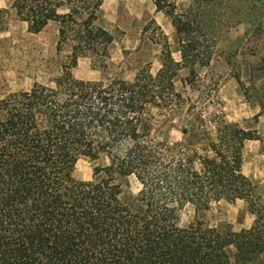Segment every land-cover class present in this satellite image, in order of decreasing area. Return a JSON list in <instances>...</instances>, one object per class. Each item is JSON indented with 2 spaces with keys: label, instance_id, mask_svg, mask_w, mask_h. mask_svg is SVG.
Returning a JSON list of instances; mask_svg holds the SVG:
<instances>
[{
  "label": "trees",
  "instance_id": "trees-1",
  "mask_svg": "<svg viewBox=\"0 0 264 264\" xmlns=\"http://www.w3.org/2000/svg\"><path fill=\"white\" fill-rule=\"evenodd\" d=\"M101 2L12 0L29 32L58 22L56 52L67 54L46 82L0 97V264H264V193L242 172L245 141L264 152V140L222 116L214 137L191 127L179 147L157 140V116L167 122L190 101L175 90L169 53L156 74L75 77L78 58L98 54L108 35L93 23ZM180 41L185 57L191 41ZM198 135L206 140H188ZM81 158L92 163L89 180L75 176ZM132 175L135 194L125 192ZM220 200L243 201L252 225L210 226L205 215ZM188 206L193 217L179 225Z\"/></svg>",
  "mask_w": 264,
  "mask_h": 264
},
{
  "label": "rangeland",
  "instance_id": "rangeland-1",
  "mask_svg": "<svg viewBox=\"0 0 264 264\" xmlns=\"http://www.w3.org/2000/svg\"><path fill=\"white\" fill-rule=\"evenodd\" d=\"M11 3L8 0L5 7H0L5 9L0 12V97L28 89L34 81L46 82L58 74L67 54V47L60 54L56 52L58 22H49L38 33L29 32L27 22L20 19ZM163 4L165 7L157 10L153 0H120L116 8L95 10L94 25L107 31L111 39L99 37V53L79 57L71 69L74 76L83 80L112 76L130 80L147 66L156 74L162 58L169 53L174 65L168 73L175 90L190 101L168 116L167 122L164 116H157V140L179 147L188 136L182 128L191 127L199 133L205 128L214 137L217 116L238 123L264 140V0H164ZM77 10L83 16L87 13ZM166 10H171L170 14ZM180 22L184 23L182 34L177 32ZM181 37L191 41L185 57ZM190 104L192 108L188 109ZM188 140L206 139L198 135ZM242 157V172L257 181L264 193L260 141L247 139ZM75 176L91 179L92 163L81 158ZM127 180L125 192L135 194L140 187L138 181L133 175ZM192 217L188 206L179 214V225L188 224ZM205 217L210 226L229 224L235 232L248 229L253 222L241 200H220Z\"/></svg>",
  "mask_w": 264,
  "mask_h": 264
},
{
  "label": "crops",
  "instance_id": "crops-1",
  "mask_svg": "<svg viewBox=\"0 0 264 264\" xmlns=\"http://www.w3.org/2000/svg\"><path fill=\"white\" fill-rule=\"evenodd\" d=\"M62 1H66V0H62ZM120 0H111V3L109 2V0H102L99 9H107V8H116L119 4ZM8 3V0H0V7H5ZM68 11L67 6L61 7L58 9V12L60 13H65ZM158 13V12H156ZM257 141V140H256ZM244 148V146H243ZM243 165V164H242Z\"/></svg>",
  "mask_w": 264,
  "mask_h": 264
}]
</instances>
